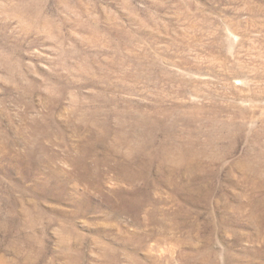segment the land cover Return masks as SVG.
Segmentation results:
<instances>
[{
	"label": "rangeland",
	"instance_id": "374dc122",
	"mask_svg": "<svg viewBox=\"0 0 264 264\" xmlns=\"http://www.w3.org/2000/svg\"><path fill=\"white\" fill-rule=\"evenodd\" d=\"M0 264H264V0H0Z\"/></svg>",
	"mask_w": 264,
	"mask_h": 264
}]
</instances>
